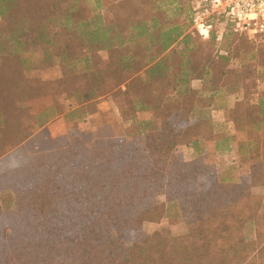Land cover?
Wrapping results in <instances>:
<instances>
[{
	"label": "trees",
	"instance_id": "1",
	"mask_svg": "<svg viewBox=\"0 0 264 264\" xmlns=\"http://www.w3.org/2000/svg\"><path fill=\"white\" fill-rule=\"evenodd\" d=\"M166 1L0 0V264H264L253 192L264 186V39L255 47L244 33L222 49L229 34L218 29L234 32L222 13L194 39V12L181 21ZM110 94L136 136L85 129ZM224 94L229 106L215 109L250 162L230 167L238 178L210 158L229 150L213 115L193 117ZM61 114L60 144L23 155ZM173 206L187 232L148 233Z\"/></svg>",
	"mask_w": 264,
	"mask_h": 264
},
{
	"label": "rangeland",
	"instance_id": "2",
	"mask_svg": "<svg viewBox=\"0 0 264 264\" xmlns=\"http://www.w3.org/2000/svg\"><path fill=\"white\" fill-rule=\"evenodd\" d=\"M202 0H175V5L179 6L183 9V13L180 16V20L184 21L186 19V16L188 15L189 19L193 17L192 11L194 12L195 9H197L200 6V2ZM194 25V23H193ZM193 28V27H192ZM220 32L224 33V35L229 34V37L226 40V43L222 44V49L227 48V46L234 41V38H240L245 37L239 33L232 32L231 29H225L220 28L218 29ZM232 32V34H231ZM192 33L196 39L202 38V36L199 34L198 30H196L195 26L192 29ZM237 35V36H236ZM261 39L264 38H257L253 39L255 47H258V43ZM216 49H219L217 46ZM237 66L231 65V68H236ZM57 72H50L48 70H43L42 73H38L39 76H41L44 80L49 81L53 79L54 77H57ZM261 89H264L263 86H260ZM107 95L104 98H100L96 104L97 106V113L95 115L89 116L90 120H88V123L85 126V129L87 131L93 130V131H99L100 134H104L107 136H113L116 138L121 137H132L136 136L139 133V127L135 124L129 123V119L124 118L123 115L119 113V109H117V106H119V101H122L121 99H118L117 96H111ZM107 99V101H104V99ZM227 95L223 96H216L214 101L210 102L211 106L209 108L210 112H207L205 107L202 110H197L193 117L199 118L204 116L207 118L210 114H212V110L218 111L215 108L219 107H227L229 106L230 99ZM116 101V102H115ZM118 101V102H117ZM106 102V103H105ZM109 103V104H108ZM116 103V105H115ZM121 103V102H120ZM65 104V103H64ZM62 103V106L64 105ZM67 105V103H66ZM213 107H215L213 109ZM132 112V111H131ZM220 116H216L213 118L212 121H215L213 123L214 126V133L215 137L218 140H224L226 138H231V142L228 144L229 150L220 151L216 156L214 154V149L211 148L210 155L211 160L215 163V165L218 166V169L223 171V175L225 177H229L231 174L234 175V178L239 177V173H231L230 167L233 166H240L245 167L248 165L249 158L242 157L238 154V147L236 149L235 140L234 137L236 136L235 132V124L229 123L230 120L227 117L223 116V112H218ZM213 115V114H212ZM56 118V117H54ZM50 120V123L46 125L44 129H37V137L35 138L34 142L30 143L27 146L26 151L23 155H25L28 158H32L35 153L37 154V148L40 150L41 148H48L49 146L53 145H59L60 143L57 141L58 137H62L66 134L67 131V122L65 119L64 114L60 116V118L56 119L55 122H52L53 119ZM221 120V121H218ZM217 120V121H216ZM241 138V135H239ZM231 145V147H230ZM212 146V143H211ZM209 146V147H211ZM223 148L225 145H222ZM182 153L184 154L185 158L187 160L196 159L194 152L191 148L184 146L182 149ZM210 158L208 160H210ZM258 158L260 159V155H258ZM253 192L262 198V206L261 210L264 213V186H258L253 189ZM12 195L6 194L1 196V206L5 208L12 207ZM9 220V219H7ZM6 225L9 227V221L6 223ZM146 231L148 233H156V232H165L170 235H177L181 236L187 232V228L185 227L184 222L181 220V216L178 210L177 206H173L169 208L166 218H164L159 223H149L146 225Z\"/></svg>",
	"mask_w": 264,
	"mask_h": 264
},
{
	"label": "built area",
	"instance_id": "3",
	"mask_svg": "<svg viewBox=\"0 0 264 264\" xmlns=\"http://www.w3.org/2000/svg\"><path fill=\"white\" fill-rule=\"evenodd\" d=\"M222 13L235 33L264 38V0H202L194 10V26L202 37L213 28L209 19Z\"/></svg>",
	"mask_w": 264,
	"mask_h": 264
},
{
	"label": "crops",
	"instance_id": "4",
	"mask_svg": "<svg viewBox=\"0 0 264 264\" xmlns=\"http://www.w3.org/2000/svg\"><path fill=\"white\" fill-rule=\"evenodd\" d=\"M173 3H174L173 0H167V1H166V5H165L164 8H165V9H169V12L174 11L176 5H174ZM192 27L194 28V25H192V26L189 27V29H188V31L186 32V34H190V35L195 39V37H194V35H193V33H192V29H193ZM202 38H203V39H206V37H202ZM207 38H208V37H207ZM198 39H199V38H198ZM180 46H181V45H180ZM176 47H177V46H176ZM176 47H175V46L172 47V49H170L169 51H170V52L173 51ZM179 49H182V47H180ZM103 98H104V97H103ZM104 101H107V99L105 98ZM105 103H106V102H105ZM108 104H109V103H108ZM214 108H215V107H213V109H214ZM205 109H206V111H208L207 108H205ZM212 114H213V118H215V115H216V116H220V114L218 113V111L216 112L215 110H212ZM60 116H61V115H58L56 118L53 119L52 122H55L56 119L60 118ZM216 121H217V120H216ZM218 121H221V120L218 119ZM214 122H215V121H213V123H214ZM229 123H234V122L230 120ZM234 124H235V123H234ZM235 132H236V136L234 137V140H235V145H236V149H237V147H238V144H237L238 140L241 141V138H242V139H243V138L245 139V137H244L243 135L241 136V138L238 137V136H239V135H238L239 133L237 132L236 126H235ZM244 139H243V140H244ZM216 140H218V139H216ZM218 141H219V140H218ZM222 141H223V140L220 139V141H219V143H218L220 146H222V144H221ZM227 142H228V143H227V146H228L229 143H232V142H231V138H228ZM230 147H231V145H230ZM2 167H3V166H0L1 169H2ZM6 194H9V191H5V192L2 193V195H6ZM2 195H1V196H2Z\"/></svg>",
	"mask_w": 264,
	"mask_h": 264
}]
</instances>
